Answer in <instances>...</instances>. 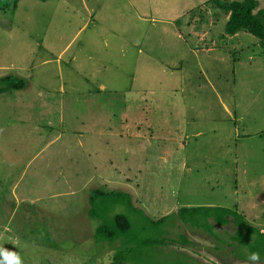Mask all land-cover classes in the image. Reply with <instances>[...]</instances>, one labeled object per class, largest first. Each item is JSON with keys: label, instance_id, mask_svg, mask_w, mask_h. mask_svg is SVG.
<instances>
[{"label": "rangeland", "instance_id": "374dc122", "mask_svg": "<svg viewBox=\"0 0 264 264\" xmlns=\"http://www.w3.org/2000/svg\"><path fill=\"white\" fill-rule=\"evenodd\" d=\"M9 1L0 75L25 83L0 92V247L23 264H106L111 246L86 211L99 186L130 193L137 209L114 211L134 244L159 237L141 213L166 214V233L193 242L171 257L143 245L126 264H237L229 245L172 217L216 204L264 223V45L225 32L227 0Z\"/></svg>", "mask_w": 264, "mask_h": 264}, {"label": "trees", "instance_id": "16d2710c", "mask_svg": "<svg viewBox=\"0 0 264 264\" xmlns=\"http://www.w3.org/2000/svg\"><path fill=\"white\" fill-rule=\"evenodd\" d=\"M17 0H10L5 7L10 6V10L16 6ZM226 11L224 21V30L230 34L239 29L251 33L258 39L259 44L264 45V6L257 7V0H227L218 3ZM25 80L22 76L6 73L0 75V92L23 87ZM87 214L89 217H96L99 221L93 226L92 235L95 239L103 240L111 246V252L106 264H126L129 260L130 253L137 251L143 245H147L145 252L172 256V249L183 251L178 248L179 244L184 247L185 244L193 245L186 234L178 232L174 236L167 234L166 225L162 224L166 219V214L157 218H150L148 215L141 213L142 221L146 220L147 224L159 230V237L142 240L138 245L134 244L135 238L138 237L135 232H130L131 221L128 217L120 212L114 211L116 204H125L131 209H137L132 204L130 193L121 189H105L103 187H93L87 194ZM173 219H177L181 224L191 228H200L215 238L214 249H220V243L230 246V251L235 254L240 261L237 264H246L242 246H245L248 253L258 252L260 259L264 260V230H259L256 226L244 221L243 216L236 209L216 204H196L182 205L175 209ZM173 222V221H172ZM230 223L232 229L222 230L226 235L223 238L218 232L213 230V225H224ZM172 243L175 246H169ZM166 247H163V246ZM241 249V250H240ZM144 252V251H141ZM190 255V254H189ZM194 257V256H192ZM197 264H220L210 258L195 256Z\"/></svg>", "mask_w": 264, "mask_h": 264}, {"label": "clouds", "instance_id": "9594fccd", "mask_svg": "<svg viewBox=\"0 0 264 264\" xmlns=\"http://www.w3.org/2000/svg\"><path fill=\"white\" fill-rule=\"evenodd\" d=\"M0 264H23V261L17 251L0 247ZM248 264H262L258 252L249 253Z\"/></svg>", "mask_w": 264, "mask_h": 264}, {"label": "crops", "instance_id": "0c3cea01", "mask_svg": "<svg viewBox=\"0 0 264 264\" xmlns=\"http://www.w3.org/2000/svg\"><path fill=\"white\" fill-rule=\"evenodd\" d=\"M86 210H87V208H86ZM247 222H249V221H247ZM254 226H256L259 230H264V223H256V222H254ZM246 261L248 262V256H247V260Z\"/></svg>", "mask_w": 264, "mask_h": 264}]
</instances>
